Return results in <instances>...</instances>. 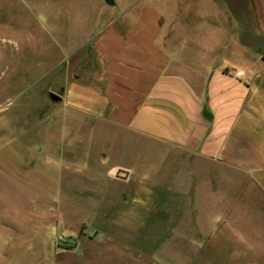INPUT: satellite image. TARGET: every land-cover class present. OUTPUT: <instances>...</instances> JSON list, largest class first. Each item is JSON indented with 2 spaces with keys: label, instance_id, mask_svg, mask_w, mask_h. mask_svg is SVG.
I'll list each match as a JSON object with an SVG mask.
<instances>
[{
  "label": "rangeland",
  "instance_id": "374dc122",
  "mask_svg": "<svg viewBox=\"0 0 264 264\" xmlns=\"http://www.w3.org/2000/svg\"><path fill=\"white\" fill-rule=\"evenodd\" d=\"M217 1L264 58V0ZM129 2L0 0V264H264L263 74L259 111L238 122L257 154L246 171L213 162V187L114 124L66 120L51 97L91 49L71 48Z\"/></svg>",
  "mask_w": 264,
  "mask_h": 264
},
{
  "label": "crops",
  "instance_id": "0c3cea01",
  "mask_svg": "<svg viewBox=\"0 0 264 264\" xmlns=\"http://www.w3.org/2000/svg\"><path fill=\"white\" fill-rule=\"evenodd\" d=\"M215 2L131 0L89 30L71 48L73 59L87 43L91 49L59 93L65 119L114 124L131 140L145 141L148 152L161 146L160 155H172L190 181L199 171L198 185L203 175L213 187V162L250 169L257 153L238 122L259 111L252 99L264 64L249 72L235 63L264 58L243 40L248 23ZM118 171L117 178L127 172Z\"/></svg>",
  "mask_w": 264,
  "mask_h": 264
},
{
  "label": "water",
  "instance_id": "95a60500",
  "mask_svg": "<svg viewBox=\"0 0 264 264\" xmlns=\"http://www.w3.org/2000/svg\"><path fill=\"white\" fill-rule=\"evenodd\" d=\"M107 1H108V2H111L112 0H107ZM50 95H51V97H52L53 99H56V100H58V99L61 98L59 94L54 93V92H51Z\"/></svg>",
  "mask_w": 264,
  "mask_h": 264
}]
</instances>
